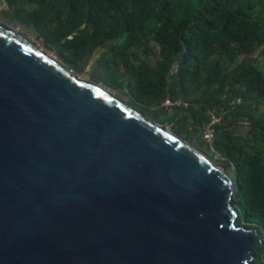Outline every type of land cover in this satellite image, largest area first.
<instances>
[{
  "label": "water",
  "instance_id": "water-1",
  "mask_svg": "<svg viewBox=\"0 0 264 264\" xmlns=\"http://www.w3.org/2000/svg\"><path fill=\"white\" fill-rule=\"evenodd\" d=\"M230 166L0 23V264H252Z\"/></svg>",
  "mask_w": 264,
  "mask_h": 264
},
{
  "label": "trees",
  "instance_id": "trees-1",
  "mask_svg": "<svg viewBox=\"0 0 264 264\" xmlns=\"http://www.w3.org/2000/svg\"><path fill=\"white\" fill-rule=\"evenodd\" d=\"M3 3L2 15L35 31L69 70L102 50L99 81L135 109L149 115L168 99L182 101L188 108L175 110L195 132L211 121V111L220 114L217 134L230 139H216L215 148L231 163L238 225L264 239V0ZM184 123L178 119L174 127ZM244 123L247 133L235 135L232 127ZM252 264H264V246Z\"/></svg>",
  "mask_w": 264,
  "mask_h": 264
},
{
  "label": "rangeland",
  "instance_id": "rangeland-1",
  "mask_svg": "<svg viewBox=\"0 0 264 264\" xmlns=\"http://www.w3.org/2000/svg\"><path fill=\"white\" fill-rule=\"evenodd\" d=\"M6 11H7L6 5L3 3V0H0V23L1 24L10 26L14 29L19 28L20 34L22 36H24L30 43H32L35 47H38L39 49H41L45 54L50 56L55 61L61 63V61L58 59L56 54L51 49H49L47 46H45L43 39L41 37H39L35 31H33L31 29L25 30L22 27L16 26L14 21L7 20L5 18V16L2 15V13L6 12ZM101 52H102V50L98 51L93 57H91L88 60L85 67H83L82 69L77 70V71L76 70H71V71L74 74H76L80 79L90 81V82H94V83L100 85L101 87L105 88L109 92H111L113 95L120 97V98H123L126 101L127 98L125 96H123L120 92H117L111 88L106 87L103 82L99 81V69H98V66H97L95 61L97 60V58ZM257 57H258V53H256L254 55V58H257ZM174 71H175V68H174ZM178 108L179 109H187L188 107H186L183 104H180V107H178ZM262 109H264V107ZM148 114L150 115V117L158 120L161 123H170L172 125V129L174 131L180 132V135L182 137H185V135L189 134V137L186 140L191 145L198 148L200 151H202L208 157L212 158V160L214 162L218 161L215 159L213 152L210 151L209 145L203 139L202 132H195L192 130V123L189 119H188V121H190L189 124L187 122H185L181 127H177V128L174 127V124L179 119V115H180V113L177 109L175 110V108L172 109V107H165L164 106L163 108H161L159 110L152 109ZM175 115H178V119L175 120L174 122L169 121L171 119V117H174ZM185 120L187 121V119H185ZM244 124H238V125H244ZM244 127H245V129H243V131H239V133L240 132H243L241 134L247 133V131H248L247 125L245 124ZM190 132H191V134H190ZM217 165H219V164H217ZM231 170L227 169L226 171L229 174L233 175Z\"/></svg>",
  "mask_w": 264,
  "mask_h": 264
},
{
  "label": "built area",
  "instance_id": "built-area-1",
  "mask_svg": "<svg viewBox=\"0 0 264 264\" xmlns=\"http://www.w3.org/2000/svg\"><path fill=\"white\" fill-rule=\"evenodd\" d=\"M14 29V28H13ZM16 32L20 33L19 28L18 29H14ZM180 104L185 105L186 107H188L187 103H184L182 101H172L170 99H168L164 106L165 107H172V109L176 108V107H180ZM211 121L204 127L203 131H202V137L205 140V142L209 145L210 147V151L214 153L215 159L224 163H227V159L219 152L217 151V149L215 148V141H216V135H217V125L220 124L221 122V115L217 114L216 112H212L211 111ZM227 164H231V163H227Z\"/></svg>",
  "mask_w": 264,
  "mask_h": 264
},
{
  "label": "crops",
  "instance_id": "crops-1",
  "mask_svg": "<svg viewBox=\"0 0 264 264\" xmlns=\"http://www.w3.org/2000/svg\"><path fill=\"white\" fill-rule=\"evenodd\" d=\"M182 118V120H184V122H187L188 124H189V122L190 121H188V119H187V121L185 120V116H184V113L182 114L181 112H180V115H179V119H181ZM191 123H192V121H191ZM241 126V127H240ZM243 129H245V127H244V125H234L233 127H232V130H233V132L235 133V135H238V134H241V133H243V132H240L239 133V131H243ZM232 135V134H231ZM232 136H234V135H232ZM216 139H230V137L228 136V135H226L225 133H219V134H217L216 135Z\"/></svg>",
  "mask_w": 264,
  "mask_h": 264
},
{
  "label": "bare ground",
  "instance_id": "bare-ground-1",
  "mask_svg": "<svg viewBox=\"0 0 264 264\" xmlns=\"http://www.w3.org/2000/svg\"><path fill=\"white\" fill-rule=\"evenodd\" d=\"M40 52H43L41 49H39L38 47H36Z\"/></svg>",
  "mask_w": 264,
  "mask_h": 264
}]
</instances>
